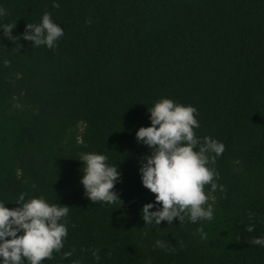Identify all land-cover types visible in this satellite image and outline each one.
<instances>
[{
    "label": "trees",
    "instance_id": "trees-1",
    "mask_svg": "<svg viewBox=\"0 0 264 264\" xmlns=\"http://www.w3.org/2000/svg\"><path fill=\"white\" fill-rule=\"evenodd\" d=\"M56 2L0 0V25L17 38L0 34V201L11 209L24 193L69 207L63 248L41 264H264L252 243L264 237V0ZM44 13L63 29L54 49L22 38ZM160 98L193 106L195 135L224 146L211 165L224 191L204 186L210 221L141 218L154 194L135 131ZM82 153L116 165L120 204L84 195Z\"/></svg>",
    "mask_w": 264,
    "mask_h": 264
},
{
    "label": "clouds",
    "instance_id": "clouds-1",
    "mask_svg": "<svg viewBox=\"0 0 264 264\" xmlns=\"http://www.w3.org/2000/svg\"><path fill=\"white\" fill-rule=\"evenodd\" d=\"M52 6L59 4L53 0ZM5 14L0 8V16ZM13 27L0 25V34L15 41L17 38L10 36ZM63 34L51 15L44 13L38 24L25 25L22 38L32 46L54 49ZM147 112L149 126L135 131L137 142L150 149V155L138 168L141 185L154 194L153 202L145 203L140 210L144 225L158 227L161 221L171 225L173 218L182 223L185 216L191 223L212 220L213 207L207 203L209 197L204 186L224 191L223 185L216 183L218 173L211 166L222 154L223 144L195 135L199 123L191 105L160 98ZM78 160L82 162L83 173L79 182L87 199L92 203L119 201L112 191L120 177L116 165H109L107 157L99 153H82ZM15 203L18 206L9 209L0 201V264H41L42 260L51 259L53 252L63 248L67 228L62 218L67 216L69 207L49 203L42 196L25 199L24 193L17 196ZM153 208L154 211H149ZM198 231L201 239H206V234ZM248 231H252L251 225ZM252 243L264 247V237H255ZM154 246L172 250L166 241L159 239ZM71 255L63 253L64 257ZM92 255L99 260L96 250H92Z\"/></svg>",
    "mask_w": 264,
    "mask_h": 264
}]
</instances>
